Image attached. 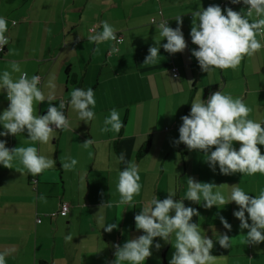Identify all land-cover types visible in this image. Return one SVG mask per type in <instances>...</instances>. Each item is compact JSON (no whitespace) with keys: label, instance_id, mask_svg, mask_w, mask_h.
<instances>
[{"label":"crops","instance_id":"1","mask_svg":"<svg viewBox=\"0 0 264 264\" xmlns=\"http://www.w3.org/2000/svg\"><path fill=\"white\" fill-rule=\"evenodd\" d=\"M210 5H218L222 11L247 10L231 0H0V17L8 22L5 35L9 39L0 58V74L10 71L9 62L17 61L29 78L39 76L38 87L45 98L50 94L55 97L52 106L58 108L60 100L65 101L64 114L70 122L69 129L55 130L49 144L31 142L26 131L0 137L9 149L37 147L39 154L55 161L54 168L35 177L16 159L11 169L0 165V253H8L6 264H113L114 245L122 246L143 234L134 222L143 203L153 195L163 200L173 192L174 200L184 199L185 207L198 211L192 222L213 239L211 254L221 257L217 264H264V242L242 243L247 230L242 231L233 216L239 210L234 202L206 209L202 201L185 199L188 178L216 186L239 184L250 196L264 188V174L222 175L218 166L215 171L209 167L204 153L174 143L179 139L181 117L190 113L193 100H206L218 90L242 98L252 109L248 118L264 126V48L246 56L235 70L214 68L208 73L191 55L198 50L190 37L191 13ZM177 16H182L181 31L187 47L181 53L169 54L162 47L166 39L151 19L165 20L175 29ZM102 21L123 34L116 53L109 54L112 41L96 44L88 39L93 34L91 28ZM159 44L156 63L143 65L149 47ZM173 67L178 68L177 78L171 76ZM13 75L18 77L19 73ZM76 88H92L95 93L92 121L79 120L68 103ZM8 104L6 92L0 91V114ZM34 107L42 116L49 102ZM113 108L120 112L124 127L119 134L102 133L103 121ZM88 139L96 143L85 149L82 144ZM147 140L149 149L142 154ZM233 147L238 150L239 144ZM259 147L264 155V146ZM122 152L126 160L139 165L141 191L131 204L116 206L118 174L126 166L116 159ZM66 156L78 161L70 171L61 167ZM222 191L228 196L230 189L224 187ZM41 196L46 203L39 199ZM108 201L113 207L101 208ZM63 204L69 209L65 217L59 214ZM221 216L231 231L223 228ZM110 223H116L117 229L105 232L102 227ZM224 233L232 239L227 249L216 241V234ZM68 235L72 240L66 242ZM156 243L161 244L159 250L154 247ZM151 251L144 264H169L174 249L155 238Z\"/></svg>","mask_w":264,"mask_h":264},{"label":"clouds","instance_id":"2","mask_svg":"<svg viewBox=\"0 0 264 264\" xmlns=\"http://www.w3.org/2000/svg\"><path fill=\"white\" fill-rule=\"evenodd\" d=\"M231 3H242L247 10L237 12L226 8L222 11L220 6L210 5L206 9L199 7L191 13L190 37L192 44L198 49L193 50L191 55L198 61L203 72L208 73L214 68L235 70L246 56L251 57L264 48V43L261 42L264 40V0H231ZM175 21V29L169 27L167 21L156 25L160 36L167 41L162 47L169 54L181 53L187 47L181 31L182 16H177ZM15 23L13 20L12 24ZM97 28H102V31H97ZM7 31L8 22L6 18L0 17V51L9 43L5 35ZM91 32L93 34L89 36V41L96 44L113 41L115 43L109 54L119 51L116 44L122 43V38H117V30L107 21L94 26ZM159 50L160 44L158 47H149L143 65L156 63ZM95 51L99 52V48ZM9 67L10 71L4 70L0 74V91L6 92L9 101L7 109L0 114V125L4 129L0 132V137L16 136L26 131L31 142L49 144L55 138L56 129L70 128V122L64 114L65 101L60 100L58 108L52 106L51 102L55 97L50 94L45 98L43 91L38 87L41 83L39 76L29 78L28 73L21 70L17 61L9 62ZM14 73H19V76L14 78ZM94 97L92 88H76L70 93L68 103L78 114L79 120L85 123L95 119L92 110L96 105ZM45 100L49 102L47 113L38 116L34 105L37 106ZM251 112L252 109L242 98H233L220 90L211 93L206 100L197 97L191 103L190 113L181 117L179 139L174 143L183 144L190 151L198 150L204 153L205 162L209 167L215 171L218 166L222 175L264 174V155L259 147L264 146V126L248 118ZM103 125L102 133L119 134L124 127L120 112L115 108L111 109ZM95 143L93 139H88L82 147L88 149ZM234 143L239 144L238 150L233 147ZM213 148L215 150H212ZM88 154L90 158L93 156L91 151ZM14 159L33 177L55 167V161L39 154L37 147L18 146L9 149L6 147V141L0 140V165L11 169ZM116 159L126 165L118 174L116 190L119 200L116 206L129 205L141 191L140 168L134 161L126 160L123 152ZM77 163L76 159L66 156L61 167L70 171ZM224 187L230 189L228 196L222 191ZM174 196V192L169 193L167 198L160 200L153 195L143 203L139 214L134 216L135 228L143 234L128 239L122 246L114 245L113 264H144L145 260L152 256L151 248L155 238L172 245L174 252L169 264H217L221 257L211 254L213 239L206 237L200 225L192 222L193 217L199 215L198 211L185 207L184 199L177 201L173 199ZM39 199L47 202L43 196ZM185 199L196 203L202 201L206 209L234 202L239 210L234 211L233 216L239 220V228L242 231L247 230V234L242 235V243L258 245L264 242V188L260 189L258 195L250 196L239 184L216 186L210 182H198L194 178H188ZM102 207L111 208L113 203H102ZM220 222L224 229L231 231V225L224 217H220ZM102 228L111 233L117 229V224L110 223ZM71 240V235L65 237L66 242ZM216 241L221 248L231 247L232 239L226 233L216 234ZM154 247L159 250L161 244L156 243ZM7 255L6 252L0 253V264H6Z\"/></svg>","mask_w":264,"mask_h":264},{"label":"built area","instance_id":"3","mask_svg":"<svg viewBox=\"0 0 264 264\" xmlns=\"http://www.w3.org/2000/svg\"><path fill=\"white\" fill-rule=\"evenodd\" d=\"M155 20H153L152 19V22H153V24H158L159 22H161V21H165V20H159V21H155ZM117 38H121L120 36H117ZM5 47H6V45L4 46V49H3V51H0V58H1V55L5 52ZM117 48H119V44H117V46H116ZM170 72H171V76H172V78H177L178 76H179V71H178V68L177 67H173V68H171L170 69ZM54 127V126H53ZM68 211H69V209H68V205H66V204H63L62 206H61V208H60V212H59V214H60V216L61 217H65L67 214H68ZM40 220L39 219H37V222H39Z\"/></svg>","mask_w":264,"mask_h":264},{"label":"trees","instance_id":"4","mask_svg":"<svg viewBox=\"0 0 264 264\" xmlns=\"http://www.w3.org/2000/svg\"><path fill=\"white\" fill-rule=\"evenodd\" d=\"M158 1H159V0H156V2H158ZM152 19H153V18H152ZM152 19H151V23H153V22H152ZM153 20H154V19H153ZM91 29H92V28H91ZM116 35H117V36H120L121 38H122V36H123V34H122V33H119V32H116ZM112 43H115V42L112 41ZM120 44H121V43H119V46H120ZM116 46H117V44H116ZM210 89L213 90L214 88H210ZM149 142H150L149 140H147V142H145L144 147H143V149H142V154H144V153H146V152L148 151L149 146H150ZM142 154H141V155H142ZM39 264H47V263H45V262H40V261H39Z\"/></svg>","mask_w":264,"mask_h":264},{"label":"rangeland","instance_id":"5","mask_svg":"<svg viewBox=\"0 0 264 264\" xmlns=\"http://www.w3.org/2000/svg\"><path fill=\"white\" fill-rule=\"evenodd\" d=\"M8 1H11V2H16V1H18V2H19V0H8Z\"/></svg>","mask_w":264,"mask_h":264}]
</instances>
